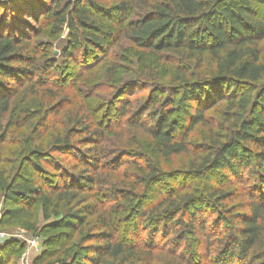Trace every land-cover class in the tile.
Masks as SVG:
<instances>
[{
  "label": "trees",
  "instance_id": "trees-1",
  "mask_svg": "<svg viewBox=\"0 0 264 264\" xmlns=\"http://www.w3.org/2000/svg\"><path fill=\"white\" fill-rule=\"evenodd\" d=\"M114 1L109 8L98 0L0 2V128L8 118L0 148L9 143L11 128L23 130L17 133L14 159L5 161L0 152V204H9L5 212L12 220L39 210L45 222L52 220L47 228L62 231L57 242L78 234L90 244L66 251L58 264H150L129 239L130 227L119 234L115 220L100 212L114 202L111 209L122 215V222L130 221L133 213L140 218L137 212L151 187L167 177L158 161L125 151L111 139L121 126L135 128L155 140L162 159L196 156L197 164L169 178H214L220 184L208 194L195 189L165 196L146 216L150 226L144 228L145 244L154 246L159 235L170 233L174 246L195 233L206 243L219 235L218 247L212 257L206 255L205 264H264V59L259 48L264 0ZM101 11L109 25L100 22ZM46 28L52 36L68 31L60 62L45 58V43L33 42ZM121 40L131 49L129 79L117 71L114 53L106 58ZM109 60L114 63L105 89L114 103L125 96L115 109L124 123L105 121L111 108L98 124L82 114L46 140L47 120L61 105L11 117L19 93L35 95L37 88L51 83L59 87L69 79L72 65L92 75ZM206 63L214 66V73H207ZM137 88L149 89V96L127 93ZM65 99L62 106L70 105ZM210 112L218 115L214 123L207 117ZM197 125H209L210 130L206 141L194 145L186 139ZM53 154L70 157L71 167ZM122 162L135 169L134 184L104 191L96 173L117 171ZM212 214L211 225H206ZM14 246L22 244L14 239L0 242V264H7L3 255ZM187 246L186 263L198 264L194 248L189 242Z\"/></svg>",
  "mask_w": 264,
  "mask_h": 264
},
{
  "label": "rangeland",
  "instance_id": "rangeland-1",
  "mask_svg": "<svg viewBox=\"0 0 264 264\" xmlns=\"http://www.w3.org/2000/svg\"><path fill=\"white\" fill-rule=\"evenodd\" d=\"M98 1L100 5L105 8L115 5L114 0ZM105 14V12L101 11L97 16L100 17L99 20L102 24L109 25L110 20L105 16ZM261 15L264 17V12L261 13ZM67 33L68 31L65 29L61 34L52 36L49 28H46L41 35L34 39L33 42L36 43V41H38L45 43L46 45L44 46L46 47V50L44 47L42 48L44 50L42 54L46 55L45 58L51 59V57H55L56 61L60 62V56L67 43ZM120 43L123 44H120L118 47L110 50L109 54L106 55V58L108 59L111 53H114L119 60H116L118 67L117 71H120L122 73L121 75L124 73L126 75L125 78L129 79L132 78V76L127 71L132 70L134 67L132 64L128 63L130 59L132 60L131 49L128 48L129 45L122 42V40ZM259 48L264 59V40L259 43ZM112 56L110 58H112ZM106 58H103L102 61H105ZM113 63L114 61L109 60L107 64L92 75L87 74V71H82L77 65H72L70 70L71 74H66L69 76V79L66 82H63V84L61 83L62 85H59V87L57 84L54 85L51 83L45 85L43 89L37 88V94L35 95L30 94L29 91L19 93L13 100L12 111L10 114L11 117H13V119H18L27 113L35 112L40 114L43 113L48 105H61L59 111L56 112V114L49 116L47 120V131L45 135L46 140L49 137L55 136L57 133L61 132V130L66 127V121L74 119L78 115L82 114L90 116L94 123L98 124L106 118L104 115H107L111 108V116H107L105 121L115 125L118 123H124L125 119L120 120L118 111L115 109L120 107L122 101L125 99V96H122L114 103V100H112L113 98L109 96V91L105 89V85L108 81V71L113 66ZM139 66L142 67L143 65ZM205 67L207 68L208 74L214 73L213 65L206 63ZM55 79L59 78L56 77ZM98 87H101V89L99 90ZM127 93H135L136 97L138 96L142 99H146L149 96V89L141 90L140 88H137ZM51 97L55 98H52L53 100H51ZM65 98L68 99L67 101L71 102L70 105L62 106L63 104L61 99ZM64 101H66V99ZM103 101H105V103L101 106L100 103H103ZM100 107H103L102 110ZM95 110L97 112H95ZM178 115L180 116L181 114ZM180 117L183 120L185 119L183 115ZM207 117L209 120L213 118L212 121L214 123L217 121L218 115L210 112L207 114ZM7 119V117L4 119L0 132L3 131V127ZM96 126L97 125L94 127ZM209 130V125H197L191 132H189L186 141L194 145L204 142L209 136ZM10 131L11 132L8 135L10 138L9 143L4 144L0 148L1 156L5 159V161L14 159L15 156L13 153L15 152V149L18 148L17 141L20 138L17 133H20V131L23 130L11 128ZM112 134L114 135L111 136V139H114L117 144H123L122 149H125V151H139L147 155L151 158V160L158 161L160 171L166 173L167 177H165L163 182L157 183L151 187L149 198L145 200L144 205L137 212L140 218H135L136 214L133 213L130 215V221L126 220L122 222L120 219L122 215L117 213L116 209H111L114 202H110L105 205L100 209V212H102L106 218L115 220L117 226H119V234L124 232L123 230H125L126 227H130L131 238L129 239H132L140 249L139 256L147 258L150 264H187L186 258L190 253L187 251L188 242L191 244V247L194 248L195 253L193 254H197L196 256L200 259L198 264H205L206 259L208 258L209 260V257H212V254L215 253L218 247L219 235L212 236L208 243H206L201 235L195 233L188 238V241H185L178 246H174L172 241L173 234L170 233L166 235L165 238L159 235L157 239H155V245L151 246L145 244L147 242L148 233L147 231H144V228L146 226H150L146 216L151 209L163 200L165 196L172 192H177L181 195L185 192L192 193L191 191L198 189L199 192L208 194L211 189L218 187L220 184L216 182L214 178H209L206 179V181L201 182H195L190 178H183V176H179L177 178L178 180L169 178L175 177V175L181 174L183 171H187L192 164L198 163L196 156L192 153L179 154L171 156L167 159H162L155 140L151 139L143 131L121 126L114 130ZM52 157L61 162L63 165L71 167L72 162L70 157L60 154H53ZM96 174L102 182L103 188L105 189L104 191H111L115 188L121 189L126 187L127 184L133 185L137 177L135 169L131 166H126L123 162L117 171H101ZM203 185L204 187L206 186L205 191L202 187ZM187 186H190V188H187ZM229 187L231 188L232 186ZM240 201H242V199L236 200L230 203V205H235L236 203H240ZM7 208H9V204H0V237H6L4 239L0 238V242L5 241V239H14L22 244V246L19 247L14 246L9 248L3 255L7 264H58V261L66 258V251L68 253V251H72V249L74 250L78 245L80 247L90 245L82 242V239L78 234L74 235L71 241H67L64 237L60 242H57L58 240H56L55 237L62 231L50 230L47 228V225L52 220L45 222L42 219L41 213L37 209L34 210L33 213L31 212L27 215H21L12 220L9 219L10 215L5 212V209ZM204 209L206 211L209 210H207V206L205 204ZM237 209L238 208H236V210ZM206 217L208 219L209 216ZM214 217V214H212L207 220L206 225L210 226ZM94 219L95 218H93L92 221H94ZM34 221H36V225L33 223ZM32 225H35L34 228H31ZM133 225H137L136 230H131ZM35 241L37 243L31 245V243ZM81 253L82 254H79V257L83 255V252ZM206 255L209 257L206 258Z\"/></svg>",
  "mask_w": 264,
  "mask_h": 264
},
{
  "label": "built area",
  "instance_id": "built-area-1",
  "mask_svg": "<svg viewBox=\"0 0 264 264\" xmlns=\"http://www.w3.org/2000/svg\"><path fill=\"white\" fill-rule=\"evenodd\" d=\"M0 238H1V239H4V238H6V237L3 236V237H0ZM36 241H37V240H36ZM36 241H35V242H32L31 245L36 244V243H37Z\"/></svg>",
  "mask_w": 264,
  "mask_h": 264
},
{
  "label": "water",
  "instance_id": "water-1",
  "mask_svg": "<svg viewBox=\"0 0 264 264\" xmlns=\"http://www.w3.org/2000/svg\"><path fill=\"white\" fill-rule=\"evenodd\" d=\"M2 1H6V0H1L0 2H2Z\"/></svg>",
  "mask_w": 264,
  "mask_h": 264
}]
</instances>
